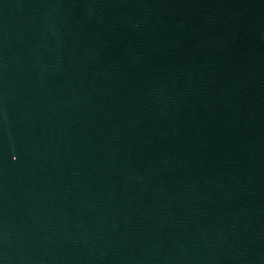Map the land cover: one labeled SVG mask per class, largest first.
<instances>
[{
  "label": "water",
  "instance_id": "1",
  "mask_svg": "<svg viewBox=\"0 0 264 264\" xmlns=\"http://www.w3.org/2000/svg\"><path fill=\"white\" fill-rule=\"evenodd\" d=\"M0 264H264V0H0Z\"/></svg>",
  "mask_w": 264,
  "mask_h": 264
}]
</instances>
